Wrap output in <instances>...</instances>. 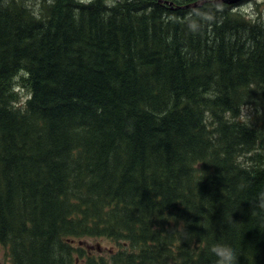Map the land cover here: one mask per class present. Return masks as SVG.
Listing matches in <instances>:
<instances>
[{
    "label": "trees",
    "instance_id": "obj_1",
    "mask_svg": "<svg viewBox=\"0 0 264 264\" xmlns=\"http://www.w3.org/2000/svg\"><path fill=\"white\" fill-rule=\"evenodd\" d=\"M32 1L0 0L12 262L75 264L73 240L109 237L121 249L85 264H216L217 244L264 264V18L246 0Z\"/></svg>",
    "mask_w": 264,
    "mask_h": 264
},
{
    "label": "rangeland",
    "instance_id": "obj_2",
    "mask_svg": "<svg viewBox=\"0 0 264 264\" xmlns=\"http://www.w3.org/2000/svg\"><path fill=\"white\" fill-rule=\"evenodd\" d=\"M32 1V0H31ZM39 0H34L31 2L30 6L34 8V10L38 13V2ZM84 2H88L90 0H83ZM108 2H113L115 0H107ZM169 1V0H167ZM205 0H194L195 3L201 4L204 3ZM241 7L246 9L247 14L250 16H256L259 14L264 18V0H246ZM21 99L24 101L27 98L26 90L22 89ZM248 109H245L244 113H246ZM243 117H246L244 115ZM72 245L79 251V249H83L85 251L84 254L94 255L96 257H106L110 258L112 254L121 249V246L117 241L109 237H83L77 238L73 240ZM76 251L74 255L76 257L75 264H85L86 256L81 257L80 253ZM0 264H14L10 258L8 249L6 247L0 246Z\"/></svg>",
    "mask_w": 264,
    "mask_h": 264
},
{
    "label": "clouds",
    "instance_id": "obj_3",
    "mask_svg": "<svg viewBox=\"0 0 264 264\" xmlns=\"http://www.w3.org/2000/svg\"><path fill=\"white\" fill-rule=\"evenodd\" d=\"M49 2L51 3V0ZM259 207L264 208V197H261ZM211 252L217 257L216 264H238L237 254L229 245H214Z\"/></svg>",
    "mask_w": 264,
    "mask_h": 264
},
{
    "label": "water",
    "instance_id": "obj_4",
    "mask_svg": "<svg viewBox=\"0 0 264 264\" xmlns=\"http://www.w3.org/2000/svg\"><path fill=\"white\" fill-rule=\"evenodd\" d=\"M215 2H225V3H230V4H232V3H237V2H239L240 0H214ZM195 5H197V4H195Z\"/></svg>",
    "mask_w": 264,
    "mask_h": 264
}]
</instances>
